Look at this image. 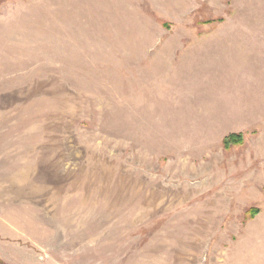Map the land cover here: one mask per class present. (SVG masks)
<instances>
[{
  "label": "rangeland",
  "instance_id": "1",
  "mask_svg": "<svg viewBox=\"0 0 264 264\" xmlns=\"http://www.w3.org/2000/svg\"><path fill=\"white\" fill-rule=\"evenodd\" d=\"M0 264H264V0H0Z\"/></svg>",
  "mask_w": 264,
  "mask_h": 264
},
{
  "label": "trees",
  "instance_id": "2",
  "mask_svg": "<svg viewBox=\"0 0 264 264\" xmlns=\"http://www.w3.org/2000/svg\"><path fill=\"white\" fill-rule=\"evenodd\" d=\"M243 142L242 134H231L223 139V147L229 149L232 146L240 145ZM259 213L258 209H252L249 211L250 218H254Z\"/></svg>",
  "mask_w": 264,
  "mask_h": 264
}]
</instances>
